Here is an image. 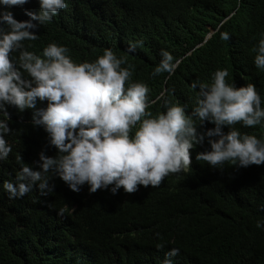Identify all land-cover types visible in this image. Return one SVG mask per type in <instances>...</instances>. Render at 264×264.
I'll list each match as a JSON object with an SVG mask.
<instances>
[{"label":"trees","instance_id":"trees-1","mask_svg":"<svg viewBox=\"0 0 264 264\" xmlns=\"http://www.w3.org/2000/svg\"><path fill=\"white\" fill-rule=\"evenodd\" d=\"M67 5L37 30V39L23 42L27 51L42 55L44 47L56 43L81 63L112 49L126 60L122 66H134L132 80L148 86V98L155 101L148 109L153 115L165 110L166 101L185 106L190 114L199 90L191 84L210 83L218 69H227L226 83L237 88L255 85L264 107V70L253 64L264 33V0H67ZM25 9L38 12V0L11 9L14 18L27 20ZM222 32L230 39H221ZM136 41L143 43L129 52ZM161 50L180 63L172 75L154 77ZM8 113L12 131L5 140L12 151L6 162L31 165L42 149L55 156L43 129L32 126L30 110L9 107ZM212 127L205 122L197 131ZM235 127L242 134L264 137L259 125ZM206 149V141L190 149L192 163L186 172L170 174L158 188L140 186L108 209L119 224L118 234L129 237L130 254L116 249L111 239L90 237L81 215L97 209L95 199L101 196H88L87 185L76 193L49 174L54 189L46 196L34 186L28 200H0V264H139L144 251L152 250L144 246L157 241L176 244L187 264H264V228L256 226L264 224V165L213 168L196 160ZM33 204L41 213L31 224H20Z\"/></svg>","mask_w":264,"mask_h":264},{"label":"clouds","instance_id":"clouds-1","mask_svg":"<svg viewBox=\"0 0 264 264\" xmlns=\"http://www.w3.org/2000/svg\"><path fill=\"white\" fill-rule=\"evenodd\" d=\"M27 3L0 0V200H28L31 196L26 194L34 186L46 196L54 189L49 174L76 193L84 192L82 186L87 185L88 196L96 192L101 196L95 199L97 209L81 215L90 237L111 239L116 249L130 254L129 237L118 234L119 224L108 209L133 196L140 186L158 188L170 174L186 172L195 145L207 142L209 149L198 153L196 160L213 168L223 169L225 163L240 168L264 165V137L242 134L235 127H264V107L255 85L237 88L226 83L228 70L218 69L210 83L191 84L199 90L190 114L185 106L166 101L165 110L153 115L148 109L155 101L148 98V86L132 80L134 66H122L126 60L112 49L81 63H75L68 49L56 43L44 47L42 55L27 51L23 42L37 39V30L68 6L67 0H38L39 11L25 9L28 19L18 21L11 9ZM220 37L230 39L227 32ZM142 43H130L128 51L134 52ZM254 50L253 64L264 70V33ZM14 52L18 57L11 56ZM160 56L152 76L172 75L180 60L166 50ZM9 107L21 113L31 111L32 126L43 129L55 156L42 149L31 165L20 168L18 163L6 162L12 151L5 140L12 131ZM205 122L214 127L198 132ZM39 213L33 204L19 223L29 225ZM256 226L264 228L259 222ZM147 246L152 250L144 251L146 257L137 263L187 264L172 241L146 244L144 250Z\"/></svg>","mask_w":264,"mask_h":264}]
</instances>
